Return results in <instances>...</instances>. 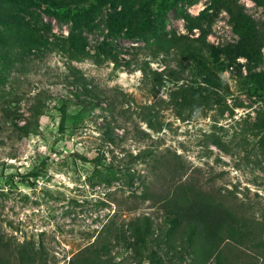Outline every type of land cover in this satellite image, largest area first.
I'll use <instances>...</instances> for the list:
<instances>
[{
  "label": "rangeland",
  "instance_id": "obj_1",
  "mask_svg": "<svg viewBox=\"0 0 264 264\" xmlns=\"http://www.w3.org/2000/svg\"><path fill=\"white\" fill-rule=\"evenodd\" d=\"M234 3L254 17L264 52V0H0V264H20L22 245L70 264L94 241L108 245L102 264H200L140 222L148 216L159 232L158 194L188 180L245 212L261 252L264 89L255 74L264 64L254 68L245 54L227 9ZM147 61L162 74L154 93L140 68ZM73 71L89 83L86 96L74 93L84 79ZM8 99L20 123L34 122L31 133L1 129ZM112 101L115 114L104 109ZM176 156L186 172L173 180L158 164Z\"/></svg>",
  "mask_w": 264,
  "mask_h": 264
},
{
  "label": "trees",
  "instance_id": "obj_2",
  "mask_svg": "<svg viewBox=\"0 0 264 264\" xmlns=\"http://www.w3.org/2000/svg\"><path fill=\"white\" fill-rule=\"evenodd\" d=\"M193 1V0H192ZM227 9L231 16V22L235 31L241 37L243 48L247 58L250 60L254 68H259L264 64V52L262 47L255 39L256 23L254 17L242 8L238 3L228 4ZM145 74L150 75L155 84L152 86V92H156V86L161 81L162 74L159 71L152 70L149 62L141 64L140 67ZM73 74L78 80L84 79L81 88H77L74 93L77 96H86L90 89H87L89 83L85 80L84 75L73 71ZM161 76V77H160ZM256 82L258 87L264 89V74L256 72ZM95 91L94 96L98 95ZM122 93V92H121ZM43 94L39 93L35 98H41ZM96 98V97H95ZM12 99L2 103L3 117L1 122L3 126L9 124L14 126V130L20 133H31L34 129V122L26 119L24 123L18 121L17 110L11 106ZM96 104V102H94ZM97 103H102L97 101ZM115 101L106 106V110L115 114ZM34 109L30 113L39 112L42 106L41 99L34 103ZM105 107L104 104H101ZM146 111L153 108L152 105L143 106ZM61 130L66 129L67 124V101L64 100L61 106ZM144 120L149 127L161 129V123L155 119L151 112H145ZM117 119L114 116L108 124V129L105 131V138L108 143L116 144L117 137L113 134L114 130L112 123ZM7 127V126H6ZM147 152L138 153L135 158L142 157ZM148 155V154H147ZM158 154H154L157 160ZM164 155V154H163ZM134 158V154L131 153ZM177 157V156H176ZM145 158V157H144ZM177 160L170 162V159L159 161V166H164L170 178L174 180L178 175H184L186 166ZM101 162L103 157L96 158ZM185 168V169H184ZM164 176V175H163ZM167 177V175H165ZM164 176V177H165ZM169 178L167 181L171 183ZM150 197L148 192H145L143 198ZM156 197V194H153ZM161 206L164 210V223L159 226V232L154 228L153 223L148 216L140 218V222H145L148 229V234L151 237L158 233V236L166 238V242L175 249L184 247L193 255V259L200 264H264V248L260 252L261 240L257 234V229L252 226L251 222L246 217L245 212H240L229 200L218 196L211 190L200 188L195 181H180L174 184L171 188L159 196ZM113 224H109L108 228H112ZM135 228L138 235L145 243V238L142 236V231L139 227V222H135ZM139 237V238H140ZM103 241H94L84 249L79 251L74 256L70 264H102L106 262L103 255L108 251L107 243ZM17 257L20 264H50L49 260L44 256V252L39 250L36 245H22L17 248ZM184 257H181L183 259ZM156 264H164L162 258L154 259Z\"/></svg>",
  "mask_w": 264,
  "mask_h": 264
}]
</instances>
